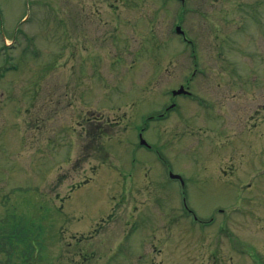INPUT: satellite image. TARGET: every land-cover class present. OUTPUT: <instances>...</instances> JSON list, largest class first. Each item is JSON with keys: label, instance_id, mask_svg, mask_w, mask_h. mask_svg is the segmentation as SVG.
I'll use <instances>...</instances> for the list:
<instances>
[{"label": "rangeland", "instance_id": "374dc122", "mask_svg": "<svg viewBox=\"0 0 264 264\" xmlns=\"http://www.w3.org/2000/svg\"><path fill=\"white\" fill-rule=\"evenodd\" d=\"M216 263L264 264V0H0V264Z\"/></svg>", "mask_w": 264, "mask_h": 264}, {"label": "water", "instance_id": "95a60500", "mask_svg": "<svg viewBox=\"0 0 264 264\" xmlns=\"http://www.w3.org/2000/svg\"><path fill=\"white\" fill-rule=\"evenodd\" d=\"M183 90H184V89L182 88V89H180V90H178V91H175L174 94L177 95V94L183 93ZM143 143H145V142L143 141Z\"/></svg>", "mask_w": 264, "mask_h": 264}, {"label": "flooded vegetation", "instance_id": "af4514ba", "mask_svg": "<svg viewBox=\"0 0 264 264\" xmlns=\"http://www.w3.org/2000/svg\"><path fill=\"white\" fill-rule=\"evenodd\" d=\"M190 87V85L189 84H187V86H186V88H189ZM259 111V110H258ZM258 111H256V112H258ZM217 264V263H216Z\"/></svg>", "mask_w": 264, "mask_h": 264}]
</instances>
